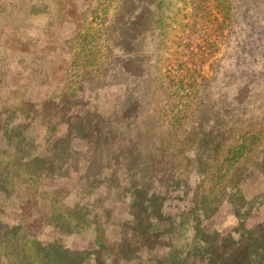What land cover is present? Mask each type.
I'll use <instances>...</instances> for the list:
<instances>
[{
	"label": "rangeland",
	"instance_id": "rangeland-1",
	"mask_svg": "<svg viewBox=\"0 0 264 264\" xmlns=\"http://www.w3.org/2000/svg\"><path fill=\"white\" fill-rule=\"evenodd\" d=\"M66 135L67 174L30 180ZM138 205L141 264H258L264 0H0L4 248L111 264Z\"/></svg>",
	"mask_w": 264,
	"mask_h": 264
},
{
	"label": "trees",
	"instance_id": "trees-1",
	"mask_svg": "<svg viewBox=\"0 0 264 264\" xmlns=\"http://www.w3.org/2000/svg\"><path fill=\"white\" fill-rule=\"evenodd\" d=\"M82 128H83V132L86 134L87 137L82 139L78 138L77 140L79 141L86 140L89 143L93 142V144H100V145H102L100 141H102L103 143L106 141V139L103 137L101 132L99 130H95L96 128L94 126H91L90 124L87 125L86 122H84V126H82ZM72 140H74V138H70L69 135H66L62 138H58L57 143L54 145L55 150L60 148L57 151V154H59L57 159V161L59 162V168L54 169L48 160L42 159L40 158V156H38V158L44 160L45 166L41 171L34 173L33 175H29L30 180H33L34 182H38L41 179H50L53 176H65L69 168L67 164L71 161V157H73L74 155L69 148L70 141L72 142ZM89 163L90 165L88 166V169H92L93 166H96V165H92L93 160L89 161ZM101 170L102 169H99L98 171L100 172ZM74 172L77 173V170ZM136 208H137L136 212L134 213L133 211V215H132L133 223H134L133 227L143 228V230L139 232L132 231L135 234L136 241L134 242V245L131 247L129 245L130 241H128L126 237L124 238V242H122V244L118 247L117 251L115 252V255H113L111 264H133L136 261L137 264L138 263L141 264L144 257L141 254H139V252H141L142 250L151 252V249L148 246H146V244H149L150 242L154 243L158 240L144 233L146 232L145 229L147 224L146 211L140 205L136 206ZM2 229L3 228H0V264H55V260L53 257H51L48 254L45 255L48 252L47 250H45L43 254L38 253L43 256L42 259L43 261L35 262L36 253H34L35 251L32 249L24 250L25 255L23 256V258L20 260H15L14 256L11 254L13 251H7L4 248L6 247V243L9 241L8 239L9 234H4ZM137 247H139L140 249H137ZM261 250L262 251L259 255L262 254V256L260 257L258 255L259 258L258 264H264V246L262 247ZM136 254L139 255L136 258H134ZM146 257L148 258V254L146 255ZM96 260L98 261L100 260L101 263ZM96 260H95V264H104V262L101 261V259L99 258V253H97Z\"/></svg>",
	"mask_w": 264,
	"mask_h": 264
}]
</instances>
